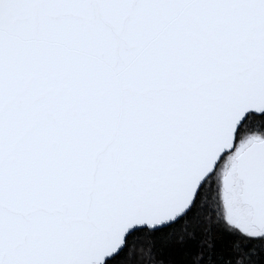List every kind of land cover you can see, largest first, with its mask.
<instances>
[{
  "label": "snow or ice",
  "instance_id": "6c2138e0",
  "mask_svg": "<svg viewBox=\"0 0 264 264\" xmlns=\"http://www.w3.org/2000/svg\"><path fill=\"white\" fill-rule=\"evenodd\" d=\"M0 264H264V0H0Z\"/></svg>",
  "mask_w": 264,
  "mask_h": 264
}]
</instances>
